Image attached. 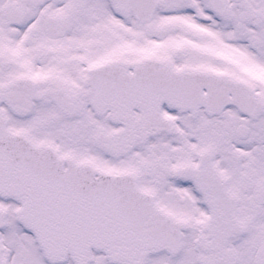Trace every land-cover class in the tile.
Returning <instances> with one entry per match:
<instances>
[{
    "label": "snow or ice",
    "instance_id": "6c2138e0",
    "mask_svg": "<svg viewBox=\"0 0 264 264\" xmlns=\"http://www.w3.org/2000/svg\"><path fill=\"white\" fill-rule=\"evenodd\" d=\"M0 264H264V0H0Z\"/></svg>",
    "mask_w": 264,
    "mask_h": 264
}]
</instances>
